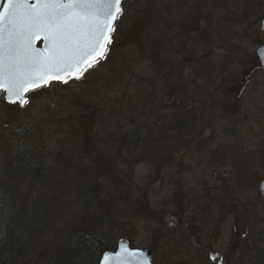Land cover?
Segmentation results:
<instances>
[{
    "label": "rangeland",
    "instance_id": "obj_1",
    "mask_svg": "<svg viewBox=\"0 0 264 264\" xmlns=\"http://www.w3.org/2000/svg\"><path fill=\"white\" fill-rule=\"evenodd\" d=\"M191 4L195 5L193 10L189 9ZM158 9L173 24H178L186 11L191 14L198 9L206 19L204 24L213 27L208 28L204 38L194 36L191 56L196 62L184 74L188 92L194 95L190 103L199 114L196 128L182 124L180 134L166 129L161 132L173 123L169 120L173 112L171 99H167L166 90L155 80L149 62L131 47L110 50L108 56L114 59L96 62L80 79H68L61 85L50 81L39 99L20 110V119L25 125L31 124L30 138L40 142L38 138L42 137L48 148L45 154L54 152L76 161L79 156L77 150H72L73 142L61 137L66 128L56 126L53 120L68 116L74 106L86 101L101 111L102 115L97 118L98 134L134 130L140 139L153 138L157 153L166 154L163 150H169L172 164L167 163L158 175L147 157L131 173H126L130 194L126 193L112 207L107 224L101 219L104 237L114 245L117 240L127 238L134 248L153 251L154 264H167V261L169 264H217L218 259L223 260L222 264H251L255 252L264 249V200L256 191L257 184L264 179V69L258 67L254 56L264 42V33H260L264 0H197V5L190 0H163ZM167 36L171 34L166 33ZM166 56L173 59L179 54H174V48H168ZM122 90L125 93L119 99ZM2 101L0 96V117L9 112L4 110ZM27 139L22 144L32 140ZM9 161L10 156L0 153V184L7 190L10 199L7 200L16 207L19 203L20 207L29 194L23 190L25 183L20 178L10 177ZM242 166L246 169L245 177L235 172L242 170ZM118 170L124 181L125 167ZM14 174L19 177L17 171H12ZM58 175L64 182L62 193L54 194L55 190L46 189L37 199L46 203L47 208L56 206L58 200L64 211L62 217L55 219L54 230L66 233L68 218L77 214L83 202L74 199L75 191L70 187L77 178L69 174L70 179L65 181L60 168ZM156 177L158 180L154 182ZM151 182L149 188L147 183ZM136 188L148 190L149 209L163 218L144 220L133 215ZM174 192L181 194L177 197L181 200L180 212L170 202ZM6 205L0 207V247L4 240L2 234L11 225ZM29 210L30 207L27 212L32 215ZM39 210L44 211L42 207ZM231 211H236V215L230 214ZM166 218L171 221L167 222ZM90 220L94 227H99L97 218ZM12 229L16 234L20 231ZM212 256L216 259L212 260ZM32 257L27 264H41L36 252ZM6 260L1 254L0 264H7Z\"/></svg>",
    "mask_w": 264,
    "mask_h": 264
},
{
    "label": "trees",
    "instance_id": "obj_2",
    "mask_svg": "<svg viewBox=\"0 0 264 264\" xmlns=\"http://www.w3.org/2000/svg\"><path fill=\"white\" fill-rule=\"evenodd\" d=\"M162 1L125 0L122 4V14L118 16L115 23V31L112 33L111 44L105 59L108 61L114 59V57H110L111 55L108 56L110 50L131 47L137 51L138 56L147 60L155 75V80L160 82L162 89L166 90L164 93L167 99H171L170 104L173 108L171 117H169L173 123L169 122L170 126L162 128L161 132L166 129L174 134H180L183 131L182 124L196 128L199 123V114L197 115L190 103L193 101L194 95L188 92L184 74L185 69L196 62L191 56V43L195 40L194 36L204 38L211 24H204L206 19L201 16L198 9L197 12L191 14H186V11L178 24H173L172 20L164 19L161 11L159 12L158 8ZM190 2H196L197 5V0H190ZM193 7L195 5L191 4L189 9L193 10ZM166 33L171 36L166 37ZM170 38H172L171 41L167 40ZM166 42L168 44H165ZM168 48H174V54H179V57L173 59L167 57ZM223 74L228 76L227 72H223ZM172 80L174 82H171ZM45 90L46 88H42L29 94V101L39 99L40 94ZM124 93L123 90L120 92L119 99L123 98ZM182 95H185L186 99H183ZM2 106L5 111L8 109L10 115L5 112L0 117V153H5L7 158L11 157V161L7 163L10 164V177L20 178V182L25 183L23 190L28 191L29 202L25 198L20 207L19 203L16 207L12 201H8L10 199H8L7 190L0 184V193L2 194L0 207L7 204L9 209L7 212L11 218L9 230L2 234L4 240L0 247V255L6 256L7 264H27L32 261L35 252L38 256L37 261L40 260L41 264H96L104 251H111L115 246L114 242L104 237L102 220L107 224L110 221L112 207L120 202L123 196L125 198L126 193L130 194L127 189L129 178L126 179V173H131L134 166L143 163L147 157L150 167L158 175L167 163L172 164L169 159V150H163L164 153L167 152L166 154L157 153V150L153 149L155 145H152L153 138L143 137L145 140L140 139L134 130L125 133L117 130L116 132H106L104 135L98 134V130H96L97 118L102 115L101 111L97 106L93 107L92 105L91 107L86 101L85 103L82 101L80 105L74 106V111L68 116L53 120L56 126L66 128V131H62L61 137L64 139L68 137L73 142L72 150H77L79 159L73 161L67 156L64 157L54 152L45 154V151L48 152V148L44 144V140L42 141V137L38 138L40 142L36 138H30L32 136V133L29 132L31 124L25 125L20 119V110L26 106L5 105L3 102ZM22 134L24 136H21ZM23 139L32 140L29 144L26 140L25 144H22ZM42 146L44 147L41 148ZM102 147L111 148V150L103 151ZM121 166L126 169L124 181H121L122 174L118 170ZM58 168L61 170V175L66 176L65 181L70 179L67 177L69 174L77 178L71 182L70 187H73L75 191L76 198L74 197V199L83 202V205L78 207L77 214L68 218L70 224L66 233L60 229L54 230L55 219L58 216L62 217L64 211L62 205H58L56 196L52 198L54 201L57 200V204L53 207L51 205V208H47L49 206L46 203L37 199L40 198L39 193L46 189L55 190L54 194H61L65 189L62 177L58 175ZM16 169H20V171ZM70 169H73V172L69 173ZM245 170L242 166V170H235V172H239L242 177H245ZM12 171H17L19 177L16 174L12 175ZM28 173L30 174L29 178H27ZM157 180L156 177L154 182ZM152 183H147L149 188ZM35 193L38 195L36 198L34 197ZM173 194L170 202L175 205L177 212H180L182 205L181 200H178L177 197L181 194L180 192ZM31 195L34 197L33 199ZM135 195L137 197L134 198V216L144 220H156L158 217H162L161 214L157 213L156 215L149 209L148 190L136 188ZM182 199L184 200V194ZM126 203H128L127 200ZM29 207L32 215L27 212ZM41 207L45 212L39 210ZM235 213L236 211L230 212L233 215H236ZM39 216L42 217V222L36 224L41 229L31 230L29 222L38 221ZM27 218L30 221H26ZM90 218L94 220L97 218L100 223L99 227H94ZM166 221L171 220L168 221L166 218ZM12 228H18L19 233L16 234ZM33 234H37V236L34 235V237ZM47 240L49 241L47 242ZM245 247L250 248L246 245ZM188 252L192 253L191 250ZM260 252L264 254V249L255 252V259H258ZM167 264H169L168 261ZM261 264H264V256Z\"/></svg>",
    "mask_w": 264,
    "mask_h": 264
},
{
    "label": "snow or ice",
    "instance_id": "obj_3",
    "mask_svg": "<svg viewBox=\"0 0 264 264\" xmlns=\"http://www.w3.org/2000/svg\"><path fill=\"white\" fill-rule=\"evenodd\" d=\"M122 0H7L0 12V89L8 100L24 106L25 93L49 77L80 79L87 68L105 58L107 45L122 14ZM48 42L40 51L33 45ZM6 50V51H5ZM142 253L122 249L105 254L103 264H130ZM215 260L216 257L212 256ZM141 264H147L146 259Z\"/></svg>",
    "mask_w": 264,
    "mask_h": 264
},
{
    "label": "water",
    "instance_id": "obj_4",
    "mask_svg": "<svg viewBox=\"0 0 264 264\" xmlns=\"http://www.w3.org/2000/svg\"><path fill=\"white\" fill-rule=\"evenodd\" d=\"M124 1L125 0H122V4H123ZM31 2L32 3H35V0H31ZM6 4H7V0H0V12L3 11V8L6 6ZM122 4H121V7H122ZM260 30H261V32L264 33V18H262V20H261ZM33 46L36 49H38L40 51H43L48 46V42L47 41H43L41 39V40H38V41L34 42V45ZM255 56H256V59L258 61L259 67H261L263 69L264 68V44L256 50ZM83 67L86 68L87 65H84ZM71 77H75V76L73 75ZM67 78H70V77H68V76L63 77V79H67ZM50 80H55V79H52L51 77H49V80L48 81H50ZM55 81L58 82V83H62L59 80H55ZM44 86H45V84H41L39 87H36V88L31 89L30 91H28V92L25 93V96H27L29 92H32V91H35V90H39V88L44 87ZM0 92H3L4 93V100H5V102H7L9 104H12V102H9V100H8V94L4 90H2V89H0ZM257 190L259 191L260 195L264 199V180H262L258 184ZM124 248H127L129 252H137V253H142L143 254V257H137V259L136 260H132L130 262V264H141V261L144 260V259H146L147 264H152L150 262V255H151L152 252H150L149 250H147V251L146 250L145 251H141V250H138V249L131 250L130 247H129V243L126 240L125 241L124 240L118 241V245H117V248L114 251V253H109V252L103 253V256L101 257V259H100V261H99L98 264H103V257H104L105 254H109V255L115 257L116 254L119 253V252H121L122 249H124ZM219 264H222V262L220 261Z\"/></svg>",
    "mask_w": 264,
    "mask_h": 264
},
{
    "label": "bare ground",
    "instance_id": "obj_5",
    "mask_svg": "<svg viewBox=\"0 0 264 264\" xmlns=\"http://www.w3.org/2000/svg\"><path fill=\"white\" fill-rule=\"evenodd\" d=\"M264 180V179H263ZM41 220H42V217H41ZM30 221V220H29ZM39 222V220L37 221H30L29 223H30V229L31 230H34L35 228H37L38 227V224H36V223H38ZM40 222H42V221H40ZM44 222V221H43ZM118 241V240H117ZM248 247V246H247ZM263 256H264V254H263V252H260V254L258 255V259H255V257L251 260V264H261V261H262V258H263ZM219 261H218V263L217 264H219V262L221 261L220 259H218ZM215 262V261H214ZM212 263H213V261H212Z\"/></svg>",
    "mask_w": 264,
    "mask_h": 264
}]
</instances>
